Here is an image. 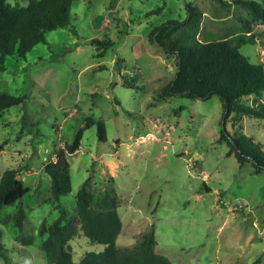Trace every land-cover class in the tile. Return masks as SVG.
<instances>
[{
    "label": "rangeland",
    "instance_id": "374dc122",
    "mask_svg": "<svg viewBox=\"0 0 264 264\" xmlns=\"http://www.w3.org/2000/svg\"><path fill=\"white\" fill-rule=\"evenodd\" d=\"M187 2L207 11L203 40L235 41L248 30L249 10L233 0H74L68 26L48 31L47 41L26 56H6L0 92L25 99L0 113V178L16 168L31 188L0 211V240L13 261L54 264L42 248L47 234L40 227L60 211L44 163L85 127L81 147L69 155L72 191L57 201L71 219L78 213L76 194L91 178L96 198L112 190L121 197V247L140 242L155 223L157 249L174 264H252L259 258L264 264V170L229 154L230 144L220 138V96L159 97L178 66L150 34L166 20L184 19ZM251 32L240 49L264 62V23H254ZM90 115L104 120L107 140L99 138L98 124L86 126ZM241 124L228 120L226 127L264 144V118L246 116ZM20 206L26 210L22 227L15 223ZM70 245L77 262L106 247L82 229ZM0 264L7 263L0 258Z\"/></svg>",
    "mask_w": 264,
    "mask_h": 264
},
{
    "label": "trees",
    "instance_id": "16d2710c",
    "mask_svg": "<svg viewBox=\"0 0 264 264\" xmlns=\"http://www.w3.org/2000/svg\"><path fill=\"white\" fill-rule=\"evenodd\" d=\"M73 1L29 0L25 5H13L8 0H0V69L6 68L7 55L26 56L37 43L47 41L48 31L68 26L72 21ZM233 1L247 8L251 16L247 21V32L235 41L228 37L200 38L204 11L193 2H187L184 19H169L153 27L151 39L166 54L175 56L178 66L176 76L163 86L159 97L183 95L208 98L213 94L219 95L224 108L220 138L230 144L229 154H235L241 165L250 161L257 170H264V144L243 131L232 133L226 127L228 120L240 127L243 117L264 118V99H261L264 62H253L240 49L243 42L254 36L252 25L264 23V0ZM106 44L112 45L113 42L107 40ZM251 95L258 97L255 103L247 102ZM24 99L25 96L0 92V113ZM95 124H98L99 138L107 140L104 120L90 115L86 126ZM84 129L78 130L72 142L59 147L55 157L44 163L46 172L51 176L52 201L60 211L49 226L44 221L40 227V234H47L42 243L46 255L54 264H174L157 249L155 223L143 233L140 242L128 247L118 245L124 223L118 210L122 200L116 190L106 191L96 198L90 188L91 178L86 179L76 194L78 213L72 219L68 209L57 202L62 195L72 191L69 155L81 147ZM30 189L19 178L16 168H7L0 178V211L5 205L18 201ZM25 218L26 210L20 206L15 215L16 225L22 227ZM80 229L91 240L104 243L106 247L100 252H87L77 262L73 258L70 239ZM0 258L7 264H21L13 261L6 243L1 240ZM260 260L252 264H258Z\"/></svg>",
    "mask_w": 264,
    "mask_h": 264
},
{
    "label": "crops",
    "instance_id": "0c3cea01",
    "mask_svg": "<svg viewBox=\"0 0 264 264\" xmlns=\"http://www.w3.org/2000/svg\"><path fill=\"white\" fill-rule=\"evenodd\" d=\"M203 11H204V17H203V19H205L206 16H207V11H206L205 9H203ZM214 19H216V18L214 17ZM157 245H158V244H157Z\"/></svg>",
    "mask_w": 264,
    "mask_h": 264
},
{
    "label": "built area",
    "instance_id": "2783aa9c",
    "mask_svg": "<svg viewBox=\"0 0 264 264\" xmlns=\"http://www.w3.org/2000/svg\"><path fill=\"white\" fill-rule=\"evenodd\" d=\"M53 155H54V157H55V155H56L55 152L53 153Z\"/></svg>",
    "mask_w": 264,
    "mask_h": 264
}]
</instances>
